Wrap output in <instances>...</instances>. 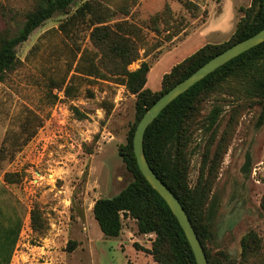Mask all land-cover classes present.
Wrapping results in <instances>:
<instances>
[{
    "label": "rangeland",
    "instance_id": "374dc122",
    "mask_svg": "<svg viewBox=\"0 0 264 264\" xmlns=\"http://www.w3.org/2000/svg\"><path fill=\"white\" fill-rule=\"evenodd\" d=\"M133 1L107 0L112 8ZM189 1L199 6L195 16L177 0H136L131 9L129 19L142 24L168 4L173 19L183 18L185 25L168 42L144 30L147 52L140 50L128 69L148 63L146 88L154 93L175 65L205 45L229 41L252 0ZM36 3L0 0V39L15 35ZM63 20L53 15L18 45L17 65L0 81V227L20 221L9 264H156L145 253L154 236L138 235L133 220L123 219L117 238L105 237L94 220L95 201L132 181L118 149L135 122L136 97L124 86L83 78L74 81L71 97L53 89L73 58L72 42L57 31ZM88 35L80 26L73 38L91 48ZM234 89L226 85L199 104L187 148L188 183L194 188L203 174L201 184L211 189L204 214L214 205L206 243L211 254L222 253L230 264H264V120L260 106L239 99ZM214 106L221 114L206 131L204 118ZM6 174L15 181L6 182ZM32 210L44 231L32 229ZM249 234L255 237L252 249L242 252Z\"/></svg>",
    "mask_w": 264,
    "mask_h": 264
},
{
    "label": "trees",
    "instance_id": "16d2710c",
    "mask_svg": "<svg viewBox=\"0 0 264 264\" xmlns=\"http://www.w3.org/2000/svg\"><path fill=\"white\" fill-rule=\"evenodd\" d=\"M184 9L195 16L199 6L189 0H177ZM75 0H37L35 7L25 14V20L18 32L0 39V81L17 65L16 47L27 41L34 30L55 14L64 16L57 31L74 47L73 58L59 84L53 89L71 97L74 81L83 78L88 81L111 82L124 86L135 95V122L128 132L126 143L118 149L126 169L132 175L129 182L117 195L95 201L92 213L101 233L107 238H117L122 232L123 219L135 222L138 235H153L150 249L145 253L156 264H196L189 243L177 219L140 173L133 153L132 140L137 123L143 114L163 94L189 77L210 59L232 45L241 42L264 28V0H252L229 41L218 45H205L194 54L175 65L162 78V88L152 92L146 88L150 66L142 62L135 70L128 66L139 59L140 50L147 49L144 30L153 33L161 42L172 41L185 28L183 18L173 19L168 4L160 13L151 16L147 23L138 24L129 19L131 9L136 5L123 3L110 7L107 0H83L70 11ZM121 18L115 19L116 16ZM80 26L89 31L91 48H86L74 35ZM36 48V47H34ZM236 87L239 99H246L260 106L259 121L264 120V42L227 62L186 92L172 101L148 126L143 138L144 156L156 176L170 189L186 212L204 249L208 264H230L228 258L219 253L212 255L206 243L210 240L211 219L214 205L206 211L210 187L201 184L203 174L194 188L188 183L189 160L187 148L191 128L199 114L200 102L226 85ZM221 109L214 106L204 118V129L211 131L218 123ZM203 126V124H202ZM203 128V127H201ZM34 133L26 134L28 142ZM4 147L1 146L0 154ZM212 172V171H211ZM209 170V173H211ZM203 173V171H202ZM11 175L5 181L13 183ZM31 227L42 232L46 225L37 210H32ZM20 231V222L15 227H0V264H9L12 251ZM255 241L253 234L243 237L242 252L251 250ZM72 244L68 243V248ZM138 248V245H134Z\"/></svg>",
    "mask_w": 264,
    "mask_h": 264
},
{
    "label": "water",
    "instance_id": "95a60500",
    "mask_svg": "<svg viewBox=\"0 0 264 264\" xmlns=\"http://www.w3.org/2000/svg\"><path fill=\"white\" fill-rule=\"evenodd\" d=\"M263 42L264 28L253 36L232 45L231 47L227 48L220 54L210 59L195 72H193L189 77L179 82L168 92L163 94L150 108H148L137 123L134 131L132 147L138 169L147 183L159 194V196L164 200V202L171 210L172 214L177 219L192 250L196 264H208L204 249L186 212L179 203L178 199L174 196L170 189L156 176L154 171L149 166L143 152L144 134L148 126L178 96L186 92L189 88L204 79L219 67L238 57L242 53L260 45Z\"/></svg>",
    "mask_w": 264,
    "mask_h": 264
},
{
    "label": "crops",
    "instance_id": "0c3cea01",
    "mask_svg": "<svg viewBox=\"0 0 264 264\" xmlns=\"http://www.w3.org/2000/svg\"><path fill=\"white\" fill-rule=\"evenodd\" d=\"M19 222H20V221H18V224H19ZM10 261H11V259H10Z\"/></svg>",
    "mask_w": 264,
    "mask_h": 264
}]
</instances>
